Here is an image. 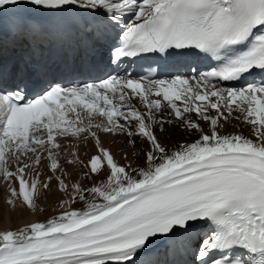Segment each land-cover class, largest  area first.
<instances>
[{
    "label": "snow or ice",
    "instance_id": "6c2138e0",
    "mask_svg": "<svg viewBox=\"0 0 264 264\" xmlns=\"http://www.w3.org/2000/svg\"><path fill=\"white\" fill-rule=\"evenodd\" d=\"M6 41L22 53L7 64ZM51 51L74 73L105 51L109 67L30 94L33 59ZM151 59L183 66L111 67ZM233 121L248 134L225 133ZM176 128L198 138L170 148ZM53 186L59 214L0 231V264H151L159 243L188 246L185 264H264V0H0L5 204L42 213Z\"/></svg>",
    "mask_w": 264,
    "mask_h": 264
},
{
    "label": "bare ground",
    "instance_id": "6f19581e",
    "mask_svg": "<svg viewBox=\"0 0 264 264\" xmlns=\"http://www.w3.org/2000/svg\"><path fill=\"white\" fill-rule=\"evenodd\" d=\"M178 67L174 68L175 71ZM166 78V76H164ZM225 133L241 131L245 135L248 134V128L242 126L239 121H233L231 124L227 125L224 129ZM198 138V135H192L185 133L182 129L176 128L171 134L164 137V143L170 147H177L179 144L191 143ZM103 143L106 147H111L112 138L103 137ZM124 141L117 139L116 147L112 148L113 152L119 153V150L123 147ZM94 151V149H93ZM119 159V155H117ZM124 161L121 160V163ZM63 194L57 193L55 186L51 192L44 191L41 193L39 205L44 208L45 211L42 213H30L27 211H21L19 208L15 212H9L8 206L5 204V199L7 197V192L0 187V231L3 230H15L25 224L31 222H44L55 215H58L61 211L58 208V204ZM74 208L80 207V205H74ZM170 254V258H168ZM192 251L188 246L184 244L179 245H167L164 243H159L154 246L151 250V254L146 257V259L151 261V264H164L166 261H170L169 264H185L186 261L192 260Z\"/></svg>",
    "mask_w": 264,
    "mask_h": 264
},
{
    "label": "rangeland",
    "instance_id": "374dc122",
    "mask_svg": "<svg viewBox=\"0 0 264 264\" xmlns=\"http://www.w3.org/2000/svg\"><path fill=\"white\" fill-rule=\"evenodd\" d=\"M168 258H170V254H168ZM168 263H170V262H169V259H168Z\"/></svg>",
    "mask_w": 264,
    "mask_h": 264
}]
</instances>
